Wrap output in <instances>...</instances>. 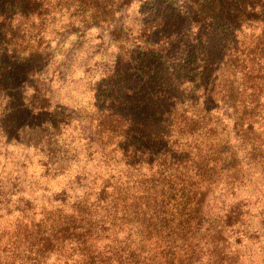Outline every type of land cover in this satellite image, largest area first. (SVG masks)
Segmentation results:
<instances>
[{
    "label": "trees",
    "instance_id": "trees-1",
    "mask_svg": "<svg viewBox=\"0 0 264 264\" xmlns=\"http://www.w3.org/2000/svg\"><path fill=\"white\" fill-rule=\"evenodd\" d=\"M132 1L0 0V264H264L248 211H208L264 181V0H136L127 26ZM94 23L118 51L78 145L38 71Z\"/></svg>",
    "mask_w": 264,
    "mask_h": 264
},
{
    "label": "rangeland",
    "instance_id": "rangeland-1",
    "mask_svg": "<svg viewBox=\"0 0 264 264\" xmlns=\"http://www.w3.org/2000/svg\"><path fill=\"white\" fill-rule=\"evenodd\" d=\"M175 1L171 4L178 8L182 6V0ZM136 5L137 1L134 0L130 2V6L126 7L125 16L122 18L124 25L131 26V24L139 23L141 19L145 18V12L148 9L153 11L150 4L145 5L142 11H138ZM191 30L193 28H190L189 31ZM73 35L69 33L61 36L54 61L45 64L41 72L38 71V73L41 76L45 75L44 82L53 77L50 82L51 90L54 93L53 97L65 105L67 111L65 114L70 117L67 119L69 122L65 125L64 133L68 135L67 139H73V143L80 145L84 143L81 130L83 129L86 133L92 127L88 121L90 112H93L88 106L91 95L88 87L95 85L102 78L103 72L109 69L118 49L117 45L113 43L111 35L108 34L107 28L102 25L91 24L90 28L80 36V40H76ZM29 79L31 81V78ZM30 91L31 88L28 92ZM79 119L82 120L81 124ZM253 170L258 171L259 168L251 167L246 170L249 172L245 182L239 183L234 193L227 192L224 187L217 188V191L215 190L212 194L210 204H208V211L210 216H217L222 208H229L232 204L237 207L241 206L242 212H249L246 215L242 214L243 221L248 222L252 218V221L246 223V226L251 230L256 229L259 234V231L264 229V181L260 174L257 176L251 173ZM259 240L263 243L262 249H264V234ZM246 241L247 239L244 238L243 243ZM253 243L248 242L246 246L256 247ZM243 260L248 261L249 259L244 256Z\"/></svg>",
    "mask_w": 264,
    "mask_h": 264
}]
</instances>
